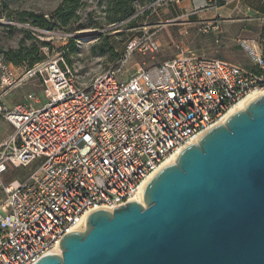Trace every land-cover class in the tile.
I'll return each mask as SVG.
<instances>
[{
	"label": "built area",
	"instance_id": "obj_1",
	"mask_svg": "<svg viewBox=\"0 0 264 264\" xmlns=\"http://www.w3.org/2000/svg\"><path fill=\"white\" fill-rule=\"evenodd\" d=\"M199 25L203 33L222 31L220 18ZM237 44L250 67L182 52L125 77L136 50H160L152 35L135 37L88 82L63 57L27 67L0 54V118L14 128L0 144V264H35L61 253L62 239L92 212L134 201L167 161L224 123L243 99L264 94L263 49L247 38ZM32 81L42 97L32 92L7 106L9 93ZM33 164L25 180L2 183L11 168Z\"/></svg>",
	"mask_w": 264,
	"mask_h": 264
},
{
	"label": "water",
	"instance_id": "obj_2",
	"mask_svg": "<svg viewBox=\"0 0 264 264\" xmlns=\"http://www.w3.org/2000/svg\"><path fill=\"white\" fill-rule=\"evenodd\" d=\"M35 264H264V94L188 145L143 203L92 212Z\"/></svg>",
	"mask_w": 264,
	"mask_h": 264
},
{
	"label": "rangeland",
	"instance_id": "obj_3",
	"mask_svg": "<svg viewBox=\"0 0 264 264\" xmlns=\"http://www.w3.org/2000/svg\"><path fill=\"white\" fill-rule=\"evenodd\" d=\"M61 1L0 0V48L8 50L17 49L23 44H38L44 59L63 57L77 79L88 82L124 56L128 43L135 37L152 35L159 41L160 50L156 53L136 50L124 65L125 77L150 69L182 52L219 58L217 47L220 46H225V60L250 67L249 58L237 44V39H251L261 48L264 47V0H222V6H218L221 0H213L214 8L207 11V16L216 15L214 18L222 20L220 34L203 33L199 24L186 22L192 19L189 16L175 18L171 4L177 8V0H157L150 4L135 1L136 11L122 22L123 26L108 23L106 0H81L80 17L73 24L75 27L82 24L83 28L72 32L60 27L39 29L11 18L16 10L34 11L49 17ZM129 21H133V24L129 25ZM41 42H48L49 45L42 46ZM204 42L211 46H205L206 51L202 54L198 50ZM71 43L74 44V51L70 49ZM32 92L42 95L36 82L24 83L9 93L7 106L24 102ZM13 133L14 128L1 117L0 144ZM35 169V164L11 168L2 176V183L7 184L16 179L23 181ZM5 197L0 184V205L4 204Z\"/></svg>",
	"mask_w": 264,
	"mask_h": 264
},
{
	"label": "trees",
	"instance_id": "obj_4",
	"mask_svg": "<svg viewBox=\"0 0 264 264\" xmlns=\"http://www.w3.org/2000/svg\"><path fill=\"white\" fill-rule=\"evenodd\" d=\"M108 10V23L121 24L122 22L134 15L135 1L141 3L150 4L155 0H106ZM224 5V1H219L218 6ZM82 7L81 0H62L61 3L51 12L49 17L42 13L34 11H18L11 18L16 19L22 23H30L33 27L39 29H53L60 27L68 32L82 29V24L74 26L73 22L77 21L80 17L78 12ZM133 24V21H129V25ZM119 26V27H120ZM98 27V26H97ZM42 46L49 45L48 42H41ZM70 49L74 51V44H70ZM264 51V47H262ZM0 54L4 56L5 60L11 62L16 66L32 67L36 62L44 59V55L40 51L38 44L31 46L21 45L17 49L3 50L0 48ZM70 63V61H69Z\"/></svg>",
	"mask_w": 264,
	"mask_h": 264
},
{
	"label": "crops",
	"instance_id": "obj_5",
	"mask_svg": "<svg viewBox=\"0 0 264 264\" xmlns=\"http://www.w3.org/2000/svg\"><path fill=\"white\" fill-rule=\"evenodd\" d=\"M155 0L152 3H156ZM177 8L174 7L172 3L171 6L175 10V18H179L182 16H189L192 18L186 21L188 24H199L202 20L213 19L216 15L207 16V11L213 10V0H177ZM180 9V10H179ZM205 46H211L210 44H202V48L198 50L200 53H205L206 48ZM217 46V45H216ZM218 50V57L221 59L225 58L224 51L225 46L217 47ZM223 51V52H222ZM16 105V104H15ZM14 106V105H13ZM12 107V106H11Z\"/></svg>",
	"mask_w": 264,
	"mask_h": 264
},
{
	"label": "bare ground",
	"instance_id": "obj_6",
	"mask_svg": "<svg viewBox=\"0 0 264 264\" xmlns=\"http://www.w3.org/2000/svg\"><path fill=\"white\" fill-rule=\"evenodd\" d=\"M255 96L251 95L248 96L247 98L243 99L235 108L234 110L231 112V114H233L234 112H237L238 110L244 109L246 108L247 104L254 99ZM230 114V115H231ZM175 161V157L171 158L169 161H167L162 168H164L165 166H168L169 164L173 163ZM161 168V169H162ZM158 172V171H157ZM157 172H155L148 180H146L140 190V192L135 196L134 201H139L141 203H143V192H144V188L146 187L147 183L150 181V179L157 174Z\"/></svg>",
	"mask_w": 264,
	"mask_h": 264
}]
</instances>
